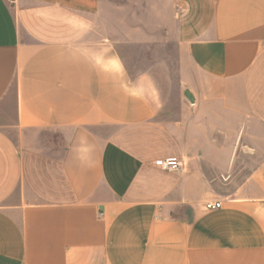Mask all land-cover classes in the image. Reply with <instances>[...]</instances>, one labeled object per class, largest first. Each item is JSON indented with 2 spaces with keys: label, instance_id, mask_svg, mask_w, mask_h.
Returning <instances> with one entry per match:
<instances>
[{
  "label": "crops",
  "instance_id": "1",
  "mask_svg": "<svg viewBox=\"0 0 264 264\" xmlns=\"http://www.w3.org/2000/svg\"><path fill=\"white\" fill-rule=\"evenodd\" d=\"M152 41L178 119L115 50ZM0 264H264V0H0Z\"/></svg>",
  "mask_w": 264,
  "mask_h": 264
},
{
  "label": "rangeland",
  "instance_id": "2",
  "mask_svg": "<svg viewBox=\"0 0 264 264\" xmlns=\"http://www.w3.org/2000/svg\"><path fill=\"white\" fill-rule=\"evenodd\" d=\"M140 16V14H138ZM117 18V15H112ZM143 17V16H142ZM157 24L149 25L147 32L156 31ZM128 31V28L123 29ZM115 50L119 52L121 58L127 66L132 82L143 81L151 88V92L158 102V108L161 110L160 116L163 119H178V113L181 106L190 107L192 110L196 108L189 99L184 97L182 86L178 82L187 80L181 70L183 66L179 57V48L176 44L166 43L164 41H152L149 43H139L130 45L126 42L116 44ZM202 81H197L192 88L193 92L198 93L202 89ZM13 107V108H12ZM9 109H14V105ZM226 142L222 141L223 134L218 127H214V144L217 152H240L242 148L238 144V137L241 134V128L238 127L237 121H225ZM208 141V139H207ZM63 144V143H62ZM204 144L200 141V146Z\"/></svg>",
  "mask_w": 264,
  "mask_h": 264
},
{
  "label": "built area",
  "instance_id": "3",
  "mask_svg": "<svg viewBox=\"0 0 264 264\" xmlns=\"http://www.w3.org/2000/svg\"><path fill=\"white\" fill-rule=\"evenodd\" d=\"M159 167L161 170L167 173H180L184 170L183 162L177 157L159 159L155 162V167ZM222 207V202H208L206 205L207 210H216Z\"/></svg>",
  "mask_w": 264,
  "mask_h": 264
}]
</instances>
